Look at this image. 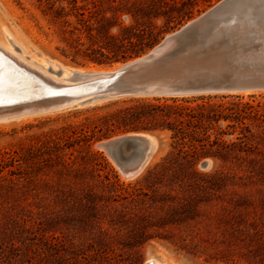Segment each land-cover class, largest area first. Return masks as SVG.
<instances>
[{"label":"rangeland","instance_id":"374dc122","mask_svg":"<svg viewBox=\"0 0 264 264\" xmlns=\"http://www.w3.org/2000/svg\"><path fill=\"white\" fill-rule=\"evenodd\" d=\"M220 1L0 0V26L26 54L74 69H109L123 61L98 66L81 54L114 37L144 34L143 54ZM208 96L234 112L248 114V103L264 114L263 92L187 98ZM131 98L153 97L0 122V264H264V130L249 126L255 138L245 142L257 147L253 153L227 162L205 157L193 168L168 156L167 132L151 133L157 151L133 178L96 147L126 133H97L88 146L66 148L69 126L96 122ZM228 124L217 127L230 132Z\"/></svg>","mask_w":264,"mask_h":264},{"label":"water","instance_id":"95a60500","mask_svg":"<svg viewBox=\"0 0 264 264\" xmlns=\"http://www.w3.org/2000/svg\"><path fill=\"white\" fill-rule=\"evenodd\" d=\"M239 1L245 0H221L103 77L56 85L57 90L52 93L40 91V95L30 99L5 101L0 103V109L9 111L37 105L45 112H61L103 98L105 101L123 97H189L264 91V32L231 28L244 19L242 14L231 10L233 3ZM255 15L263 18L258 12ZM42 89L45 90L44 85ZM149 134L126 133L97 145L116 162L125 177L133 178L143 171L153 152ZM199 166L208 168L209 161L203 160Z\"/></svg>","mask_w":264,"mask_h":264},{"label":"trees","instance_id":"16d2710c","mask_svg":"<svg viewBox=\"0 0 264 264\" xmlns=\"http://www.w3.org/2000/svg\"><path fill=\"white\" fill-rule=\"evenodd\" d=\"M113 40L114 43L111 45H97L91 53L84 52L81 54L82 59L98 66L112 65L138 56L146 43L144 34L121 39L114 37ZM226 97L221 96L220 99ZM228 97L238 98L239 96ZM211 100L209 96L122 100L120 107L97 117L96 122L69 126L70 134L67 135L68 145L66 148L82 144L88 146L97 133L101 134V137L107 138L116 133L167 132L171 148L168 156L180 164H187L189 168H193L197 161L205 157L227 162L230 159H235L238 153H253L257 147L245 141L255 138L249 127L253 122L256 123V130H264L262 128L264 114L257 109L259 106L253 107L245 103L244 105L250 110L248 114H245L239 110L234 112L231 110L232 108L226 107L223 103H212ZM117 103L114 102L113 105ZM246 120L249 123H246ZM220 121H228L227 128L231 131L220 130L217 127ZM236 131H238V135L235 140L226 142L223 139L224 135L232 137ZM242 146H245V149H242ZM0 166L4 169L2 165ZM156 167L148 170L147 174H153Z\"/></svg>","mask_w":264,"mask_h":264},{"label":"bare ground","instance_id":"6f19581e","mask_svg":"<svg viewBox=\"0 0 264 264\" xmlns=\"http://www.w3.org/2000/svg\"><path fill=\"white\" fill-rule=\"evenodd\" d=\"M250 1V0H249ZM245 1L233 3L231 10L244 18L241 23L236 26H230L234 29L246 30L255 29L264 32V0H260L257 4ZM258 1V0H257ZM257 5V6H256ZM256 7L258 9H256ZM258 12L263 18H256L255 13ZM3 25L0 26V103L5 101H17L19 99H30L43 93H52L57 90L56 85H71L96 80L103 77L105 73L115 71L121 65L117 64L109 69L89 68L74 69L54 63L51 59H46L35 53L26 54L24 49L15 47L18 43ZM12 33V32H11ZM18 38V37H17ZM20 41V40H19ZM21 42V41H20ZM23 44V43H22ZM18 46V45H17ZM22 45H19V47ZM28 50V49H27ZM45 86V90L42 86ZM41 91V92H40ZM264 93V91H249L235 93L238 95H247L255 93ZM101 101L104 100L100 99ZM54 112H45V110L37 105L23 106L13 108L6 111L0 109V122L10 120L23 119L40 114H53ZM149 144L153 147L152 156L149 163L154 157L156 150V141L153 135L149 134ZM97 149H101L96 145ZM210 163V162H209ZM124 179V178H123ZM165 261V260H164ZM146 264H165L157 259H149Z\"/></svg>","mask_w":264,"mask_h":264},{"label":"clouds","instance_id":"9594fccd","mask_svg":"<svg viewBox=\"0 0 264 264\" xmlns=\"http://www.w3.org/2000/svg\"><path fill=\"white\" fill-rule=\"evenodd\" d=\"M201 170L207 172V171H209L210 169H209V168L202 167Z\"/></svg>","mask_w":264,"mask_h":264}]
</instances>
